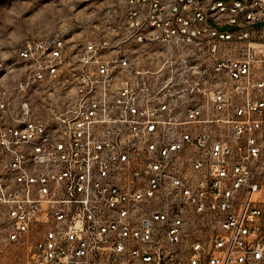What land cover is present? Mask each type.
Here are the masks:
<instances>
[{
  "label": "built area",
  "instance_id": "built-area-1",
  "mask_svg": "<svg viewBox=\"0 0 264 264\" xmlns=\"http://www.w3.org/2000/svg\"><path fill=\"white\" fill-rule=\"evenodd\" d=\"M0 243L25 264H264V0H125L119 39L0 58Z\"/></svg>",
  "mask_w": 264,
  "mask_h": 264
},
{
  "label": "rangeland",
  "instance_id": "rangeland-1",
  "mask_svg": "<svg viewBox=\"0 0 264 264\" xmlns=\"http://www.w3.org/2000/svg\"><path fill=\"white\" fill-rule=\"evenodd\" d=\"M124 4L125 0H0V58L12 60L22 43L53 34L71 40L119 39ZM129 49L136 61L145 60L137 47ZM25 259L21 244L0 243V264H25Z\"/></svg>",
  "mask_w": 264,
  "mask_h": 264
}]
</instances>
